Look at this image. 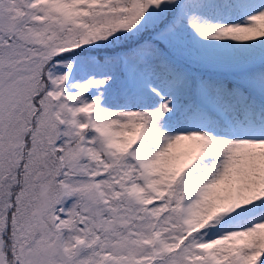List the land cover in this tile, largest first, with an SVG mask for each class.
<instances>
[{
    "label": "snow or ice",
    "instance_id": "obj_1",
    "mask_svg": "<svg viewBox=\"0 0 264 264\" xmlns=\"http://www.w3.org/2000/svg\"><path fill=\"white\" fill-rule=\"evenodd\" d=\"M0 264H264V0H0Z\"/></svg>",
    "mask_w": 264,
    "mask_h": 264
}]
</instances>
